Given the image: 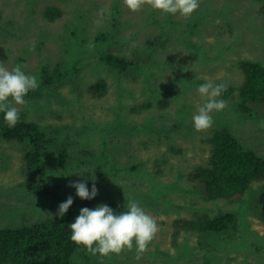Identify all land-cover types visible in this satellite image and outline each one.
Wrapping results in <instances>:
<instances>
[{
	"label": "rangeland",
	"instance_id": "1",
	"mask_svg": "<svg viewBox=\"0 0 264 264\" xmlns=\"http://www.w3.org/2000/svg\"><path fill=\"white\" fill-rule=\"evenodd\" d=\"M118 1L120 11L113 7L117 0H59L57 4L52 0L44 3L37 0L36 11L30 14L26 10L27 0H0V17L10 16L20 25L18 32L6 33L0 42V56L8 53L7 63L3 66L9 70L24 46L28 49L38 47L37 54L29 58L26 66L31 68L33 60L39 57L41 61L43 54L50 52L48 50H51L52 58L58 55V42L52 39L54 34H59L67 44L72 42L71 29L75 31L82 26L89 34L86 36V53L92 65L90 68L84 66L76 77L82 92H78L73 82L67 81L57 88L59 98L51 94L49 103L41 99L39 102L48 106L45 109L31 108L33 111L28 115L31 120L55 124L60 131V140L61 136L65 137L68 143L66 154L75 149L78 140L98 143L92 141L91 134L83 136L78 133L86 126L85 130L97 128L92 132L95 134L106 122H117L119 119L113 111L120 108L130 127L136 125V132L116 129V141L121 139L124 143H114L113 139L106 143L118 163V169L113 171L112 177L109 176L112 180L101 181L99 177H89L87 172L79 175L74 171L61 179L60 164L53 157H50L52 166L48 179L57 185L65 201L69 196L73 198L75 207L125 206L131 199L155 219L159 231L139 259L133 249L120 255L112 254L113 257L102 259L101 264H264V223L251 208L246 212L251 230L237 232L234 240L224 242L226 245L217 251L208 236L189 231L178 236L173 233L176 218H192L198 212H208L215 207L214 202L205 200L203 190L189 179L188 174L197 165L208 163L209 138L213 128L219 125L203 132L194 131L192 117L203 99L196 91V85L189 88L181 84L185 79L181 74L185 73L196 82L227 80L236 85L240 80L236 70L239 59L246 57L264 63V5L254 0H200L199 8L185 20L179 15L163 14L147 6L133 13L123 0ZM53 4L60 13L50 21L44 16L43 6ZM78 7L84 11L85 24L79 20ZM154 12L155 19H152ZM115 13H118V27L113 20ZM198 17L203 19L199 25L196 22ZM172 19L180 24L169 23ZM101 31L109 33V38L103 43L98 40L96 44L93 39ZM80 37L78 41L82 39ZM152 38L155 44L149 45L147 40ZM109 52L135 59L140 63L137 66L139 71L131 67L125 73L113 72L100 60L101 54ZM203 58L210 59L203 62ZM161 61L160 68L157 65ZM228 69L233 70L229 72ZM194 70L197 72L191 73ZM101 77L107 80V92L95 98L87 89ZM138 105L139 112L128 108ZM180 114L185 115L184 123L179 121ZM229 126L242 142L264 152V113L242 117ZM51 147L59 148L60 143L52 141L48 149ZM61 147L57 154L64 152ZM0 149L5 151L3 161L0 158V226L9 221L5 208L14 204L27 205V211L34 212L30 214L31 218L25 219L26 224L32 223L35 216L45 218L53 214L56 204L51 198H33L23 188L28 174L24 173L21 146L0 140ZM15 152L20 154L18 158ZM140 163L143 166L141 172L133 169V165ZM80 165L86 169L82 162ZM81 181L89 191L95 184L99 193L91 200H81L76 196L75 188L70 186ZM216 203L242 211V205L238 203L226 204L222 199ZM46 205L48 209H45ZM244 234H247L246 241L242 237ZM175 238L177 245L174 244ZM227 246L230 248L226 250Z\"/></svg>",
	"mask_w": 264,
	"mask_h": 264
},
{
	"label": "trees",
	"instance_id": "2",
	"mask_svg": "<svg viewBox=\"0 0 264 264\" xmlns=\"http://www.w3.org/2000/svg\"><path fill=\"white\" fill-rule=\"evenodd\" d=\"M27 1L26 10L32 14L36 11L37 0ZM46 1L48 0H41L42 3ZM52 1L56 3L59 0ZM254 1L262 6L264 5V0ZM56 6L55 4L43 6L44 16L50 21H53L60 13ZM113 7L120 11L118 0ZM81 9L82 7H78V17L80 21L84 22L86 17ZM115 14L113 20L116 23L115 26L118 27L116 18L118 13ZM2 17H0V42L4 40L6 33L20 30V25L16 20H13L10 16ZM152 19H155V12ZM204 19L207 20V17H204ZM172 22L180 24L175 19L169 20V23ZM196 22L199 25L203 22V19L198 17ZM10 25L12 29L9 28ZM181 29H179V32ZM110 33L112 34V32ZM71 34L72 42L68 44L64 42V38H59V34H54L55 37H52V39L58 42V55L54 58L51 56V50H48L50 52L44 53L41 61L39 57H36L33 60L32 67L27 68L29 58L37 54L38 47L35 45L28 49L24 46L22 53L15 57L13 66L10 68L11 70L17 64H21L26 74L38 77L40 84L35 91H30L26 95L25 100L27 103L25 105L16 106L19 109V120L15 127L9 128L4 121V114L0 113V140L18 144L23 150L21 153L22 164L25 167L24 173L28 174L27 182L23 185V188L28 191H26V194H31L33 198L40 197L44 199L49 197L56 205L53 214L51 213L45 218L35 216L30 224H26L25 219L31 218L30 214L34 212H28L27 205L14 204L5 208V212L10 217L4 226H0V264H101L102 259L107 258L86 254L82 247L71 241L69 225L74 222L83 207L71 205L63 217L57 214L59 204L65 202V199L57 185L48 179V171L52 166L50 157L55 158L60 164L59 177L61 179H65L69 172L74 171L79 175L87 172L90 175L89 177L94 176L99 177L101 181L106 180L110 178L109 176L112 177L113 171L118 169L117 158L111 153L112 149L110 146L107 147L106 143H110L109 140L112 139L114 143H124L121 139L118 142L116 141V129H127L136 132L137 129H134L136 125L130 127V122L123 119L124 116L121 113L123 110L120 108L118 111H113L116 118L119 119L117 122H106L95 134L92 132H96L97 128L85 130L86 126L78 133V135L83 136L91 134L92 141L97 140L98 143L78 140L75 149L66 154L65 147L68 143H66L65 137L61 136L62 140H60V131L55 128V124L42 123L28 118V115L33 111L31 108L34 110L37 108L45 109L48 106L42 105L39 102L41 99H45L49 103V95L53 94L59 98L57 88H61L67 81L73 82L78 92H82L76 77H78L84 66L90 68L92 65L89 61V54L86 53L88 50L86 36H89V34L82 26L75 31L71 29ZM79 37L82 39L78 41ZM108 38L109 33L101 31L93 40L98 44L99 41L103 43ZM147 43L154 45L155 40L153 38L148 39ZM1 51L2 48L0 47V54ZM6 57H8V53H5L3 57L0 56L3 65L7 63ZM100 58L115 73H125L131 67L137 72L139 71L137 66L140 63L135 59H131V57L109 52L101 54ZM149 58L152 60L151 55H149ZM209 59L203 58L202 61L206 62ZM157 66L161 68L162 61ZM200 67L201 69L204 68V66ZM195 70L191 73L197 72ZM232 70L228 69L229 72ZM236 70L239 77L241 76L236 85L227 80L214 82L228 85L227 91L222 93L219 99L226 100L232 95L233 97L226 103L227 106L223 111L212 113V127H215L216 124L219 126L213 128L214 130L209 138L211 148L208 163L197 165L188 174L189 179L195 181L198 188L203 190L204 198L214 202L215 207L208 212H198L192 218L187 216L176 218L173 223L174 236L188 231L196 232L200 236H208L216 251L220 246L226 245L224 242L234 240L237 232L242 233L251 230V222L246 215L250 208L255 216L264 223V152L242 142L229 126V124L233 125L240 121L242 117L264 113V63L244 57L239 59ZM147 71L152 74L150 69L147 68ZM153 74L155 73L153 72ZM184 75L185 79L182 80L181 84L189 88H192L193 85L198 87L201 83L211 81L201 80L196 82L193 78L187 77L185 73L181 74V76ZM87 92H90L95 98L104 96L107 92V80L103 77L99 78L89 86ZM163 102L166 103V101ZM182 105L187 108L185 103H182ZM128 108L133 112L140 111L139 105L128 106ZM184 120L185 115L180 114L179 121L184 123ZM143 128H146V126ZM48 132L50 136H48ZM52 141L60 143V147L63 145L64 152L59 151L57 154L60 147L48 149V144ZM15 155L16 158L20 156L16 152ZM4 157L5 151L0 149L2 161ZM80 162L84 164L86 169H82ZM134 168L140 169L141 172L143 166L141 163L135 164L133 165ZM0 188L2 189L1 186ZM218 199L224 200L227 202L226 204H241L242 211L221 207L216 203ZM44 207L48 209V205ZM108 207L117 214L127 210V204L125 206L109 205ZM243 207L247 209H243ZM91 209L94 208L91 206ZM246 235L242 236L245 241L247 240ZM174 244H178L177 238H175ZM228 248L230 247L227 246L226 250ZM104 264L108 263L105 262Z\"/></svg>",
	"mask_w": 264,
	"mask_h": 264
},
{
	"label": "clouds",
	"instance_id": "3",
	"mask_svg": "<svg viewBox=\"0 0 264 264\" xmlns=\"http://www.w3.org/2000/svg\"><path fill=\"white\" fill-rule=\"evenodd\" d=\"M123 4L133 13L147 6L187 20L199 8L200 0H123ZM39 84L38 77L26 74L21 64L9 70L0 62V113L4 114V121L9 128L15 127L19 120L16 106L25 105L26 95L35 91ZM227 88L226 83L216 84L212 81L198 86L196 91L204 102L192 117L194 131L203 132L212 127V113L223 111L227 106L225 100L219 99ZM70 186L75 188L76 196L81 200H91L98 192L95 184L89 191L83 181ZM72 204L73 198L69 196L59 204L57 214L63 217ZM69 226L70 239L75 245L82 247L86 254L101 257L120 255L126 250L135 249L136 258L139 259L159 231L155 219L131 199L127 210L119 214L103 204L95 209L84 207Z\"/></svg>",
	"mask_w": 264,
	"mask_h": 264
},
{
	"label": "bare ground",
	"instance_id": "4",
	"mask_svg": "<svg viewBox=\"0 0 264 264\" xmlns=\"http://www.w3.org/2000/svg\"><path fill=\"white\" fill-rule=\"evenodd\" d=\"M241 70V69H240ZM241 77V76H240ZM206 200V199H205ZM221 200V199H220ZM206 201H208V200H206ZM208 202H210V201H208ZM220 202V201H219Z\"/></svg>",
	"mask_w": 264,
	"mask_h": 264
}]
</instances>
